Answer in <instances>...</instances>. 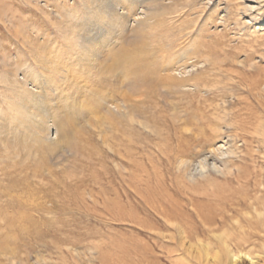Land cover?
<instances>
[{
    "label": "rangeland",
    "instance_id": "rangeland-1",
    "mask_svg": "<svg viewBox=\"0 0 264 264\" xmlns=\"http://www.w3.org/2000/svg\"><path fill=\"white\" fill-rule=\"evenodd\" d=\"M68 1L80 17L88 12L82 0ZM165 1L164 9L156 1L153 28L142 33L146 46L118 52L122 62L138 58L134 72L147 81L131 94L128 82L134 74L104 73L99 67L89 71L70 54L74 51L65 45V28L54 10H61L64 0H0V264H186L173 220L186 227L193 243H208L212 254L222 247L212 228L228 234L236 253H263L264 238L256 242L248 236L255 222L243 219L251 190L239 191L235 172L212 170L207 180L194 172L216 132L231 142L236 132L238 138L247 136L264 122V96L253 93L257 74L264 80V0ZM244 5L255 14L244 12ZM170 62L196 64L188 91L169 86L165 69ZM26 69L31 70L28 82ZM38 88L42 112L23 122L18 109L37 100ZM123 102L133 106L148 130L106 114V104ZM43 117L51 128L64 126L56 147L50 145L55 133L44 146L32 142L31 128ZM259 151L251 158L243 147L233 158L251 180L255 165L264 167V148ZM216 158L223 168L224 157ZM181 160L188 161L196 183L189 182Z\"/></svg>",
    "mask_w": 264,
    "mask_h": 264
},
{
    "label": "bare ground",
    "instance_id": "bare-ground-1",
    "mask_svg": "<svg viewBox=\"0 0 264 264\" xmlns=\"http://www.w3.org/2000/svg\"><path fill=\"white\" fill-rule=\"evenodd\" d=\"M82 1L84 2V7H86V9L88 11V12L86 11L87 13L83 18L80 17L76 11L71 10L69 6L67 7V2H69L68 0H64L65 5L61 6V10L58 7H56L54 9L55 13L58 14L59 17L61 18L63 25H64V28H65L64 29L65 30V33H64L65 45L68 46V48L70 50L74 51V53L71 52L70 54L78 55V58H79L78 64L83 63V68L88 69L89 71L99 67V68L103 69L104 73L112 72V74H113L114 72H116V71L118 72L119 70H121L123 72L124 76H130V75L134 74L135 79L130 80L128 82V91L131 94H138L142 88L146 87L145 82H147L146 79H142V75H138L134 72L135 69L139 67L138 64L135 63V61L138 58L132 57V58H129L126 62H122V61H120V59L117 55H118V52H120L123 47L127 48V46L129 47L131 45H136V46L140 45L143 48L142 44H144L143 43L144 40L142 39L143 38L142 33L147 32L153 28L151 21L154 17L153 16V14H155L154 12L157 11L154 7L156 6V8H157V2H158V4H161V5H159L160 9L166 8V5H163L164 4L163 2L165 0H144L145 3L143 4V6L137 5L136 1H138V0H82ZM254 1L258 2V0H254ZM151 4L152 5L154 4V5L151 6ZM138 6H139V8H138ZM243 7L245 10L244 12H249L251 15L254 13L253 7H248L246 5H244ZM71 21L75 22L74 26H70ZM244 24H246V22H244ZM145 46H144V48H145ZM148 46H150V45H148ZM115 57H117V58H115ZM160 58H161V56H160ZM160 58L158 57L157 60H159ZM117 61L121 62V64L118 67L115 64ZM172 63H174V62L172 61ZM172 63L170 62V64L167 65V67L168 66H171V67H168V69H165V70H167L165 76H166V79L169 81L168 82L169 86L171 88L175 87L176 91H179V92L180 91H182V92L188 91L187 89L190 88V86H191L190 83L193 80L191 75L194 72L193 69L196 67V64H191V62L190 63L187 62L188 64L183 63V65L181 67V66H177V65L172 66L173 65ZM46 64L50 65L53 69L56 68V69L63 71V68L60 65H58L56 62H53L52 60H50V61L48 60ZM156 65L159 66V63L156 62ZM153 66L156 68L155 64H153ZM255 69H257V68H255ZM27 70H30V69H26L23 72L25 74V76L23 75V77H25V79H24L25 82H28L27 81V77H28L27 76V74H28ZM184 76H187L186 80L183 79ZM41 77H44V75H42ZM80 77L81 76H75V79H79ZM260 77H261L260 74H257V77H255V82L257 83V85H256L257 88H255L253 93H254V95H256L258 97H263L264 96V80H262ZM11 82L14 85L19 87V85H18L19 82L17 81L16 78L15 79L12 78ZM27 84L28 83H26L25 85H27ZM77 84H82V83H77ZM39 89L40 88H38V90H37V92H39V93L34 95V96L38 97L36 101H33V102L29 101L27 103V105H25L23 108L18 106L19 107L18 110L21 112V117H22L21 120L23 122H27V119L29 117H33L35 114L37 116L41 111V108H42L41 104L43 103V101L41 100L42 99L41 96H43V95L39 91ZM21 90H23V89L21 88ZM31 95H32V93L31 94L28 93V97H32ZM83 102H85V101H83ZM133 109H134L133 106H130L129 104H127L125 102L118 103V104L112 103L109 106H107V104H106V106L104 107V110L108 116H110V117L118 116L119 118L124 117L127 119V121L129 123H131V125L136 124L141 129L148 130L149 127L146 124V122L140 121ZM69 112H67L65 114V116H68ZM193 121H194V119H193ZM47 124L48 123H47L46 117H43L39 121H35V124L31 128L32 142H34L37 146H44L45 144H47L48 139L51 138V134L55 133L56 137L54 139V143H52L50 145L51 146L53 145L52 147H56L60 143V142H57V139H58L59 133L63 131L64 126H63V124H58L56 128H51L52 126L50 127ZM183 127H184V130L186 132H190L189 128H187L188 126L185 123L183 124ZM212 130L213 129H211V132H212ZM255 130L256 131L252 132V134H249L247 136L243 135L242 137L240 136V138L237 137L238 133L236 132V135H235L236 137L232 136L233 141H231V142H224L223 138L219 137L220 133L216 132L217 137L215 138L214 141H210L211 142V148L208 151V156H209V158H211L210 162H208V159H207L208 156L204 155L205 157L203 158V161H201L197 164L198 169H196L194 173L197 172L200 175V178L205 179V180L209 179L208 173L212 170L216 171V172H219V171L224 172L225 171V172L230 173V174H232V172L236 173V176L239 180L238 184H240L238 187V189H240L239 191H242L245 189H248V190L250 189L252 192L251 198L249 197V200L251 202L249 203L248 208L250 211H248V212L244 211L245 213L243 214V219H244V221L247 220V222L250 225L255 224V229L252 230V231H254V233H250V234H248V236L251 237L250 239H252L253 237H257V239H255V241L257 242L258 240H262L264 238V178L261 179V174L264 172V167L263 166L258 167L255 165L254 170L251 173V174H253L252 180H251V178H249L251 176H248L246 178L244 175H242V172H241L242 170L240 169L241 166H235L234 164H232L234 162V160H233L234 157L239 158V154L241 153V150L243 147L248 149L249 153L251 154V155L249 154V157H251V158H254L252 156L255 153V151L257 153H259L260 152L259 150L264 148V146H263V143H264V122L260 121L259 125L258 126L256 125ZM245 133H246V131H245ZM234 138H238L240 140L235 141ZM226 139H228V138H226ZM72 143H68V145H67L68 150H71L72 148L75 147V146H73L74 144H72ZM240 143H241V145H239ZM227 145H229V146L227 147ZM255 148L257 150H255ZM115 153H117V152H115ZM201 155L202 154L200 153L199 158H201ZM244 156H246V155L244 154ZM216 157H218V158L224 157V159H222L223 168H220L217 166V164L215 162L217 159ZM122 158H124V157H122ZM180 164L182 167H184L185 172H186L185 174H186V177L188 178L189 182L196 183L195 175L193 174V172H191V170L188 171V169H187L188 168L187 165L189 164L188 161L187 160H181ZM143 165H144V163H143ZM252 165H253V163H252ZM140 176L142 177L141 174H140ZM140 176L138 178H140ZM139 180H141V179H139ZM135 181H138V180H135ZM143 181H144V179H143ZM133 182H134V179H133ZM134 186H135V183H134ZM143 186H144V184H143ZM155 192L157 193V191H155ZM153 193H154V191H153ZM211 194H213V193H211ZM152 197H154V196L152 195ZM246 197H248V196L246 195ZM223 199H225V198H223ZM252 199L254 201H252ZM207 205H210V204H207ZM223 205H225V204H223ZM173 206H174V204H173ZM155 207H156V205H155ZM176 207L175 206L173 207V211H174V208H176ZM162 209H163V206H162ZM159 211H160V209H159ZM202 212H203V210H202ZM207 212H208V210H207ZM181 214H180V216H182ZM200 217H202V216H200ZM202 220H203V218H202ZM219 220H221V218ZM253 221L255 223H253ZM212 224H214V223L212 222ZM216 226H218V225H216ZM237 226L240 229V231L242 230L244 232L245 225L243 224L241 218H239V220L237 221ZM208 227H209V225H208ZM185 228L182 225H180L178 221L175 222L173 220V229H176V231H177V238L176 239H178V242H179L181 249H182V250L180 249V251H179L180 252L179 255L181 257L180 259L182 261H185L186 264H189L190 262H192L191 260H189V258H192L196 264H264V246H263V253H260L258 250H257L258 253H253L251 251H245V250H241L238 253H236L233 251L234 249L232 250L230 245H229L228 234L226 232L221 233L218 230L212 228L209 230L211 235L214 237V240H216L222 246V247H220V249H217L215 254H212L213 250L210 249V246L208 245V243H205V242L201 241L200 239L197 240V243H193L191 240H189V238L187 236L189 234V232H187V230ZM202 230H203V228H202ZM154 233H155V231H154ZM201 234H203V232ZM193 236H194V234H193ZM229 236H232V234L230 233ZM157 237H159V236H157ZM231 238H233V237H231ZM174 239H175V236L173 235V240ZM235 239H237V238H235ZM193 240H195V239H193ZM242 241H243V243L247 244V243H250L249 241H251V240H247L246 238H244ZM237 243H239V242H237ZM177 245H178V243H177ZM210 245H211V243H210ZM215 249H216V246H215ZM182 251L187 252V255H185V253H183Z\"/></svg>",
    "mask_w": 264,
    "mask_h": 264
}]
</instances>
